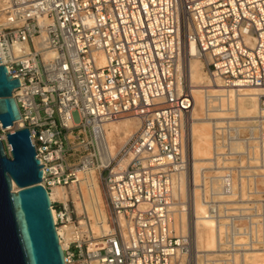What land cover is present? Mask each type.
<instances>
[{
    "label": "built area",
    "instance_id": "obj_1",
    "mask_svg": "<svg viewBox=\"0 0 264 264\" xmlns=\"http://www.w3.org/2000/svg\"><path fill=\"white\" fill-rule=\"evenodd\" d=\"M190 45L207 75L211 148L196 182ZM3 65L19 74L11 78L20 118L0 140L27 129L44 168L40 185L78 201L76 216L67 192L51 201L64 264H242L264 248V0H0ZM246 88L261 90L251 118L234 108ZM125 117L137 129L112 157L101 128ZM245 141L256 146L246 158L257 173L243 176L236 162ZM81 174L101 181L100 230L77 197ZM196 197L214 231L210 251L195 244Z\"/></svg>",
    "mask_w": 264,
    "mask_h": 264
},
{
    "label": "water",
    "instance_id": "obj_2",
    "mask_svg": "<svg viewBox=\"0 0 264 264\" xmlns=\"http://www.w3.org/2000/svg\"><path fill=\"white\" fill-rule=\"evenodd\" d=\"M18 75L0 66V132L20 118L12 96L20 85L11 78ZM43 177L28 130L7 132L0 140V264H64Z\"/></svg>",
    "mask_w": 264,
    "mask_h": 264
},
{
    "label": "bare ground",
    "instance_id": "obj_3",
    "mask_svg": "<svg viewBox=\"0 0 264 264\" xmlns=\"http://www.w3.org/2000/svg\"><path fill=\"white\" fill-rule=\"evenodd\" d=\"M188 53L191 57L187 60L186 72H187V78L189 80L192 89L194 103L191 114L186 119V126L188 127L187 148L189 153V165L191 161L192 163L191 171L194 176L193 177L194 182H196V174L197 172H199V163L202 164L201 162L205 160L207 155L208 157L206 158V160L209 159L210 151H211L209 121L204 119L203 117L204 100H205L204 88L205 86H207V75L204 70L203 62L196 57V49L193 45H190V47L188 48ZM211 88L217 89V86L213 85ZM260 95H261V90L259 89H251V88L241 89L239 91L238 101L236 102V100L234 99V103H235L234 108L236 109V113L243 115H248L252 113L251 117L259 115L260 111L258 107V101ZM101 129H102L101 140L105 144L110 156L113 157L117 152L114 146V142L118 141L121 145H123L127 141V139L136 131L137 119L134 117H125L115 121H109L106 122ZM81 175L82 176L78 178L80 181L79 184L84 188L83 190L81 188L79 190L78 188V191L82 193L80 195L83 198L84 197L86 198L85 206L87 212H89L90 215H92L93 218H95L94 220L95 229L100 230L97 221L103 222L105 220L106 214L103 209V205H102L103 203L101 201V197L97 190V181L93 174H91L90 177H86V179L83 178V176L85 175L83 174ZM87 179L90 181L86 182ZM181 184L182 187H180V195L186 192V183L184 184L181 182ZM183 185L185 186V188L183 187ZM13 190L14 191L16 190L15 187H13ZM49 198L50 201L54 199H58L64 202L67 199V195L62 188L56 187L53 188L52 192L49 194ZM193 210L195 217L197 218L196 228H195L196 247L200 250L203 247L209 248L213 242L214 231L210 230L209 226H207V224L205 223L206 221L209 223L211 222L207 219H204V217L202 216L204 210L201 203L198 201L197 197L195 198ZM203 220L205 222H203ZM181 222L182 221H178L179 224ZM99 233L101 234L102 232ZM255 253L256 252H254L252 256H248V260L250 259V257L252 258L251 264H264V252L257 254Z\"/></svg>",
    "mask_w": 264,
    "mask_h": 264
},
{
    "label": "rangeland",
    "instance_id": "obj_4",
    "mask_svg": "<svg viewBox=\"0 0 264 264\" xmlns=\"http://www.w3.org/2000/svg\"><path fill=\"white\" fill-rule=\"evenodd\" d=\"M238 116H240L241 118H249V117H251L252 116V113H250V114H248V115H243V114H238V113H236ZM254 114V113H253ZM189 120V119H188ZM246 120H249V119H244L243 120V122L244 121H246ZM189 122V121H188ZM209 128H210V126H209ZM6 133V132H5ZM5 133H1V135L2 136H4V134ZM244 135V134H243ZM253 144V143H252ZM251 143H248L247 141H245V142H243L242 144H239V146H238V149H239V151L241 152V153H244L245 155H242V158H241V160H239V161H237L236 162V166H237V170H236V174L238 175V174H240V175H247V174H249V173H257L256 172V168H254L253 166H254V161L253 160H251V159H249V158H246V154H248L247 152L249 151L250 152V154L252 155V153H253V151H254V148L256 149V146H255V144H253L252 145ZM114 146H115V149L116 150H118V148L121 146V144L118 142V141H115L114 142ZM260 147H261V145L260 144H258V149H260ZM207 157H208V155H207ZM206 157V158H207ZM206 158H205V160H206ZM205 160H203V161H205ZM208 160V159H207ZM206 160V161H207ZM201 162L202 164H200L199 163V171L200 170H202V169H204L206 166H207V162L205 163V162ZM206 164V165H205ZM192 163H191V161H190V170H189V172H192L191 170H192ZM96 181H97V190H98V193H99V195H100V197H101V201H102V205L104 206V209H106V207H105V202H104V198H103V193H102V184H101V181H100V179H99V176L98 175H96ZM197 181H198V177H197ZM244 181V180H243ZM246 181H248V178L247 177H245V183L247 184V182ZM183 187H185V186H183ZM187 188V187H186ZM66 192L67 193H69V191L68 190H66ZM186 192H184L183 194H185ZM77 197H79L80 198V194L79 193H77ZM75 198H76V195L74 194L73 195V193L71 192V194H68V206H69V210L70 211H73V213L75 212V216L76 215H78L79 214V212L77 211V200H75ZM256 199H259V198H256ZM81 199H79V201H80ZM84 200H85V202H86V198L84 197ZM261 200H264V197H262V199ZM194 208V207H193ZM187 210H188V208H187ZM194 211V210H193ZM188 212V211H187ZM204 213V212H203ZM189 214V213H188ZM71 215H72V212H71ZM203 216V215H202ZM74 217V216H73ZM75 219V218H74ZM203 222H205L204 220H203ZM206 224H207V226H209V228H210V230H213L212 229V226H211V223H209V222H205ZM214 236V235H213ZM196 243V242H195ZM203 246V245H202ZM214 248V237H213V242H212V244H211V246L209 247V248H206V247H203L201 250L202 251H210V250H212ZM264 248L262 249V250H256V251H254V252H256L255 254H257V253H263L264 251ZM254 252H252V254L251 255H249V256H252L253 255V253ZM248 256L243 260V262H242V264H251L252 263V258L250 257V259L248 260Z\"/></svg>",
    "mask_w": 264,
    "mask_h": 264
}]
</instances>
